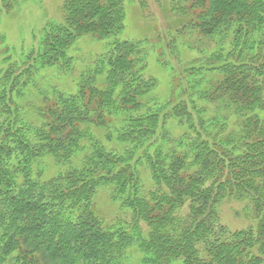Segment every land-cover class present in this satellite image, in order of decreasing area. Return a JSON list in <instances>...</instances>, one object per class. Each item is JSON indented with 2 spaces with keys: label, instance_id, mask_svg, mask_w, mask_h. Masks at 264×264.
<instances>
[{
  "label": "trees",
  "instance_id": "16d2710c",
  "mask_svg": "<svg viewBox=\"0 0 264 264\" xmlns=\"http://www.w3.org/2000/svg\"><path fill=\"white\" fill-rule=\"evenodd\" d=\"M124 3L68 0L25 60L5 51L0 264H135V253L136 264H264V0H173L178 34L216 43L177 71L169 102L150 96L145 43L117 38ZM90 33L115 39L77 91L41 84L43 71L75 70L70 50ZM170 120L184 127L178 138ZM93 129L123 146L107 148ZM101 191L118 204L111 223ZM225 200L244 203L256 225L223 227Z\"/></svg>",
  "mask_w": 264,
  "mask_h": 264
},
{
  "label": "rangeland",
  "instance_id": "374dc122",
  "mask_svg": "<svg viewBox=\"0 0 264 264\" xmlns=\"http://www.w3.org/2000/svg\"><path fill=\"white\" fill-rule=\"evenodd\" d=\"M66 1L68 0H0V39H3L0 42V63L3 64L6 59V49L10 50L9 54H13L11 62L25 60L24 55L40 45L49 26L63 22ZM124 5L125 29L117 38L145 43L148 51L146 74L157 83L150 96L169 102L172 93H178V90L175 91L177 71L187 62L200 60L202 54L199 50H213L216 42L204 41L196 30L179 35L177 29L184 17L171 12L173 0H125ZM174 36L177 40H174ZM114 39L115 36L110 35L100 40L98 33L83 36L70 50L76 59L75 70L59 74L56 69H48L39 74L40 83L46 87L55 84L63 91L76 92L81 74L106 51L107 45ZM168 44H171V49H168ZM29 90L38 97L34 88ZM213 110V107L208 109L211 112ZM176 124L175 120H170L166 128L178 138L184 127ZM93 130L107 148L121 146L115 140H107L101 129ZM47 165L46 176L57 172L53 160H49ZM143 181L147 188L151 186L150 176L145 170ZM96 202L101 216L108 223L119 215L118 204L112 201L108 192L101 191ZM245 206L235 200H225L219 207L221 225L233 233L255 226L256 221L249 217ZM133 256L136 264L140 258L137 257L138 253Z\"/></svg>",
  "mask_w": 264,
  "mask_h": 264
}]
</instances>
